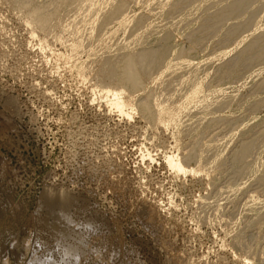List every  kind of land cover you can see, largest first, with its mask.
<instances>
[{
	"label": "rangeland",
	"instance_id": "1",
	"mask_svg": "<svg viewBox=\"0 0 264 264\" xmlns=\"http://www.w3.org/2000/svg\"><path fill=\"white\" fill-rule=\"evenodd\" d=\"M117 1L95 2L97 16L77 33L61 28L77 4L61 6L53 32L35 27L42 52L24 11L0 0V264H242L245 249L264 264V51L253 58L264 47V0H129L99 27ZM74 41L83 51L58 58ZM154 49L159 63L135 97L157 99L175 129L93 101L100 63ZM171 153L202 172L176 176L164 162ZM61 196L66 237L44 205Z\"/></svg>",
	"mask_w": 264,
	"mask_h": 264
},
{
	"label": "bare ground",
	"instance_id": "2",
	"mask_svg": "<svg viewBox=\"0 0 264 264\" xmlns=\"http://www.w3.org/2000/svg\"><path fill=\"white\" fill-rule=\"evenodd\" d=\"M11 1H12L14 9H16L18 12L24 11V24L30 30L29 35L34 39H38V42H39L38 47L40 48V50L42 52H44L48 48V45L45 41H43L44 39L39 38V36L35 30V27H39L42 32H44V31L53 32L54 22L57 21L58 12L60 11V7L63 5L77 4L78 11L77 12L75 11L76 14L74 13L75 16L73 17V19L72 20L70 19L71 21L64 26L59 25V26H62L61 28L65 31L73 32V31H71V29H74V32H75V30H76L75 26L78 23L81 25L80 22L84 21V23H85V21H87V19L91 18L92 16L93 17L97 16L98 11L95 10L97 5H99V6H101L100 4H102V5L106 4L107 5L108 0H102V3H100V4L97 3V5L95 4V2H98V0H43L44 2L42 4H38V5H33L32 4L33 0H11ZM128 1L129 0H118L117 3H115L113 6H111L108 10L104 11L102 14H98V17H97L98 18L97 19L98 26L99 27H101V26L105 27V26L109 25L113 20V16L115 14H117L118 12H121L123 9H125V7L128 5ZM100 2H101V0H100ZM240 3H243V2H240ZM94 5H95V7H94ZM230 5H231V3H230ZM234 5H231V6H234ZM173 6H175V5H173ZM102 7H99V8H101V11H102ZM219 8H221V7H219ZM97 10H99V9L97 8ZM125 13H123L121 15L122 18L120 16L121 20L123 19L124 23L126 21V19H124ZM232 13H233V11H232ZM141 22L142 21H138L137 23L140 24ZM88 23H90V22H88ZM122 23L120 22V24H122ZM120 24L118 23V26ZM80 25L77 26L78 29H79ZM82 26H83V23H82ZM88 26H87L88 29L86 28V26H84V27L87 29L86 30L87 31V37L91 38V37H93V31H94L95 27L93 25L89 26V27ZM75 33H77V32H75ZM74 35L77 37L76 34H73V36ZM55 38H57V37L55 36ZM34 39H32V40H34ZM81 40H82V38H81ZM97 40H99V39H97ZM75 42L76 41H74V43L69 47V51H70V54L68 53L69 55L65 56L61 53V54L57 55V57L64 59V60H71L72 56L82 52L83 51L82 42H78V43H75ZM253 46H255V44ZM84 48H85V46H84ZM81 49H82V51H80ZM263 51H264V47L261 50H258V52L256 54L253 53V54H255V56L253 58L261 57ZM125 54L123 56H121L122 58L119 61H117L118 64L113 65L111 62L106 61V62L100 63L98 65V68H96V71H95V77H96V79L98 78V81L94 85L93 89H92V87L90 88V89H92L93 94H94V95L92 94L94 96V100L91 99V101L93 100V101H98L100 103H104V106H106L105 108H108L110 113H111V111H113V112L117 113L119 116L125 117L129 121L132 120L135 115H140L142 117V119L149 122V124H150V122H152L151 124H153L156 127L159 126V127H162L166 130L169 128H174V129L178 128L177 122L175 121V118L172 115V113L171 114L168 113L170 111L167 112L168 109L167 110L164 109L166 107H164V108L161 107L159 102H157V99H154L157 102L156 103L153 100L151 101L148 97H147V99L140 100V101L137 100L135 97L138 92H141L144 90V80L149 77L150 70L156 64L159 63L160 51L155 50L150 55H147V53L145 54L143 52H138L135 55L134 54L130 55V53H125ZM252 56H251V58H252ZM245 57H247V56H245ZM251 58H250V60H252ZM75 65H73L72 68L75 69L77 76L80 77L83 81H86L88 79L87 75L89 73L87 71H84V70H86V69H84V67L82 68L84 70H82L77 65L76 66ZM94 67H96V66H94ZM91 71H93V70H91ZM195 93L196 92H194V94ZM182 108H181V110H183ZM12 111H13V108H12ZM165 112H167V113H165ZM176 134H177V132H176ZM148 156H149V154H148ZM184 158H186V159L183 160V158H181V155L179 153H176V154L171 153L170 155L165 157L164 162H165L166 166L168 167V169L171 170L176 176H186L188 174H190L192 176H197L202 172V169L200 170L201 167L199 168L198 165L196 166L198 161H195L197 163H195V166L193 167L189 164L190 157H184ZM44 205L47 208L48 216L51 217L53 220L52 224L55 226V227H53V229L57 230V231L60 230L58 232L61 233L62 236H64V237L69 236L67 234L71 230V225L73 226V224H71L72 221L69 217V210H68V207L70 205V201L65 196H61V197H56V199L54 198V200L52 198L48 199L44 203ZM75 237H76V235H75ZM80 239H81V237H80ZM78 240H79V238H78ZM80 244H82V243L80 242ZM67 247H65V248H67ZM90 247L91 246H89V248ZM79 250L77 249L76 244H75V246L73 245V246H70L67 249H65V254L68 257H70V256L72 257V256L77 255L79 253ZM249 250L250 249H247V250L245 249V255L241 258L242 264H251L250 259H249V257L251 258V256L248 255ZM82 251L83 250L81 249L80 252H82ZM4 252L0 248V259L2 256H4ZM33 257L30 258V260L27 264H55V262H51L52 260L50 261V259L48 261L47 258H46L47 260H43V259L42 260L41 259L35 260ZM80 257H81V255H80Z\"/></svg>",
	"mask_w": 264,
	"mask_h": 264
},
{
	"label": "clouds",
	"instance_id": "3",
	"mask_svg": "<svg viewBox=\"0 0 264 264\" xmlns=\"http://www.w3.org/2000/svg\"><path fill=\"white\" fill-rule=\"evenodd\" d=\"M117 255H118L117 253L110 254V260L114 262L116 260Z\"/></svg>",
	"mask_w": 264,
	"mask_h": 264
}]
</instances>
